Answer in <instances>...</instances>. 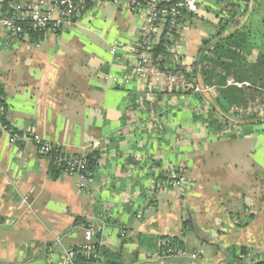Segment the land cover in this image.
<instances>
[{
	"label": "crops",
	"instance_id": "1",
	"mask_svg": "<svg viewBox=\"0 0 264 264\" xmlns=\"http://www.w3.org/2000/svg\"><path fill=\"white\" fill-rule=\"evenodd\" d=\"M209 1L193 22L180 23V53L168 55L177 70L191 72L215 35L208 26L225 3ZM144 22L122 0H101L58 36L18 38L0 24V264H60V250L50 262L44 248L56 237L82 244L85 224L104 225L95 239L100 257L79 264H264V114L251 111L263 95L227 115L220 88L204 87L201 77L207 91L164 82L150 95L131 77ZM4 122L65 153L98 152L89 191L78 190L77 176L55 171L35 143L11 144ZM180 169L194 186L164 188L145 213L152 185ZM146 237L154 242L142 245ZM163 237L199 258H158ZM243 250L249 260L238 259Z\"/></svg>",
	"mask_w": 264,
	"mask_h": 264
},
{
	"label": "built area",
	"instance_id": "2",
	"mask_svg": "<svg viewBox=\"0 0 264 264\" xmlns=\"http://www.w3.org/2000/svg\"><path fill=\"white\" fill-rule=\"evenodd\" d=\"M6 1V0H5ZM11 1V0H7ZM101 0H27L25 2L10 4L9 11H3L0 6V24L6 32L12 36L21 38L28 34L24 26H29L34 33L41 34L44 38L58 36L71 28L89 10L90 6ZM131 11L140 15L144 25L134 44L135 64L131 77L136 78L145 86L151 95L157 84H163L176 88L182 92L193 91L200 93L207 91L184 70H177L170 65L168 55L180 53L178 50V35L180 22L186 12L197 14L202 8V0H122ZM240 9V10H239ZM237 11L243 13V8ZM225 21L229 18L226 14L220 15ZM163 43L167 56L156 54V47ZM116 48L113 49L115 53ZM174 61V60H173ZM194 69V68H192ZM193 70H191L192 72ZM240 87L243 84L234 83ZM251 87L249 84H245ZM264 96V91H263ZM251 111L264 114V97L259 98ZM3 132L10 136L11 144L31 141L35 143L39 153L47 157L52 167L68 176L78 177V190L82 193L89 191L95 178L89 171L88 160L85 156H77L62 152L55 145L42 140L31 131L18 133L8 125L3 126ZM194 186V181L187 175L184 169L169 178L157 182L151 187V202L145 209L146 212L154 210L157 197L164 188H170L179 192H188ZM27 201V197L24 198ZM138 217H142L140 214ZM84 242L77 246L66 245L62 237H56L51 245L44 248L43 252L53 262L55 249L60 250V264H77V256H85L88 259H98L97 235L104 230L102 224H87L84 228ZM251 254L239 253L238 258H251ZM158 258H191L198 259L197 254L186 251L171 238H163L159 242Z\"/></svg>",
	"mask_w": 264,
	"mask_h": 264
},
{
	"label": "trees",
	"instance_id": "3",
	"mask_svg": "<svg viewBox=\"0 0 264 264\" xmlns=\"http://www.w3.org/2000/svg\"><path fill=\"white\" fill-rule=\"evenodd\" d=\"M221 2H224L225 5L220 6V14H226L229 18L225 21L218 15L220 20L217 22V25H213L215 35L208 41H203L202 48L193 64L194 69H192V72L187 73L190 77L193 76L195 80L201 77L202 83L206 88H220L219 110L224 115H227L230 113L232 107L250 105L257 99V96L263 95L264 17L261 14L264 10V0H215L216 4ZM8 3L9 1L4 0V3L0 4L3 11L11 10L8 7ZM239 8H243L245 11L239 13L237 11ZM196 16V14L187 12L185 15L186 19L190 21L194 20ZM24 28L26 32H33L29 26H24ZM163 43L161 42L156 47V54L162 53L167 56L168 54L164 49ZM229 79H234L240 83L249 82L252 86L245 89L227 86ZM4 96L3 87L0 85V98L2 99ZM1 103L4 104V101L2 100ZM249 119L255 120L257 116L249 117ZM4 125H6L5 122ZM86 158L88 160L89 171L94 175L98 170L100 154L94 152ZM53 169L58 171L54 167ZM151 199L152 197L149 198V202H151ZM153 242V237H146L142 239L141 244L149 245V243ZM174 242L179 245L181 244L177 238H174ZM157 248L159 249L158 244ZM100 250L99 244H97L99 257ZM241 252L247 254L245 250ZM97 260L88 259L85 256H77L76 262L77 264L81 262L91 263Z\"/></svg>",
	"mask_w": 264,
	"mask_h": 264
},
{
	"label": "rangeland",
	"instance_id": "4",
	"mask_svg": "<svg viewBox=\"0 0 264 264\" xmlns=\"http://www.w3.org/2000/svg\"><path fill=\"white\" fill-rule=\"evenodd\" d=\"M209 3H215V0H210ZM245 11V9H244ZM262 17H264V10L262 11V14H261ZM207 25H204V28H206ZM209 28L213 29V25H210L208 26ZM198 41H200L199 38H197V42L193 43L192 46L190 47V53L191 55H195L197 52H198V49H199V44H198ZM244 260H249L248 258H244Z\"/></svg>",
	"mask_w": 264,
	"mask_h": 264
}]
</instances>
